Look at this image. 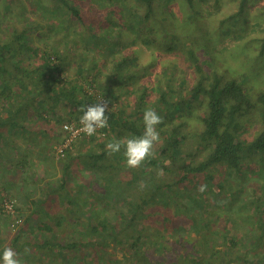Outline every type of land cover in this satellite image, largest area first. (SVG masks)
<instances>
[{
  "label": "trees",
  "instance_id": "1",
  "mask_svg": "<svg viewBox=\"0 0 264 264\" xmlns=\"http://www.w3.org/2000/svg\"><path fill=\"white\" fill-rule=\"evenodd\" d=\"M53 1L75 19L76 22L70 23L81 26L83 34L86 33L84 37L82 34L84 52L89 51L90 44L96 47L94 31L103 30L104 41L112 37L117 45L110 49L107 43H103L101 47L104 51L100 50V53L107 52L110 56V71L99 82L96 81L99 75H95L90 84L85 80L81 85L78 77L73 80L63 78L65 58L60 56L63 52L55 51L54 47L40 50L29 44L30 27L26 26L21 31L13 27L9 35L0 39V140L9 143L7 137L14 136L41 151L43 147L47 148L43 146V139L49 140L47 133L52 127H27L33 113L35 123L51 119V126L62 129L64 122H75L81 126L83 113L80 109L95 103L98 96L110 101L111 105L115 102L117 111H109L108 127L97 129L93 136L80 132L66 143L68 133L63 130L66 137L64 147L60 148L63 155L60 158V181L58 184L51 183L49 188L41 190L39 197L29 200V205L24 208L28 211L24 219L17 206L13 215L2 210L0 194V256L5 248L11 247L21 262H28L29 251L34 254L38 251L44 256V260L39 258V261L45 264H54L60 257H64L69 264H78L81 260L78 262L76 259L82 252L84 264H89L85 259L90 260L91 256H96L95 264H109V261H114L105 259L104 251L112 245L113 249L120 247L121 254L128 250V255L123 253L126 264H229L231 259L221 255L241 245L245 251L239 258L235 257L236 261L264 264V206L261 214L254 216L253 222H246L248 234H241L238 233V225L233 227L234 230L225 227L230 215L234 214L232 209L217 216L228 220L224 224L222 220L218 222L217 217L210 218L212 214L205 202L213 185L221 190L224 188L221 177L216 178L214 174L218 165L239 175L243 174L241 169L244 165L247 168L255 165L264 167V91L252 96L240 81L216 70H204L205 61L198 59L191 48L184 49L186 47L176 41L174 26L168 25V17L172 15L169 4L173 0H100L91 5L71 3L69 0ZM180 2L188 10L196 8L194 0ZM247 2L240 1L237 12L240 17ZM3 6L10 9L7 4ZM115 7L119 9V14L114 11ZM55 11L51 9L50 12L55 15ZM235 18L236 14L230 17ZM233 25L236 26H230L225 34L233 28L239 30L240 25L235 20ZM110 26L114 27V36L109 34ZM162 35L166 42L160 44L158 37ZM60 40L63 41L62 38ZM133 45L140 48L161 45L159 51L162 56H185L190 68L186 71V68L180 70L175 66H166L160 75L156 74L154 62L140 66L137 58L130 55L131 51L124 52ZM261 47L262 51L264 39ZM78 73L81 74V71ZM152 80L153 83H150ZM86 84L94 87L99 94L86 91L83 87ZM149 90L156 95L153 100H147ZM125 94H133L134 100L121 101L120 97ZM149 108L154 109L163 120L157 126L160 141L154 145V155L143 166L127 168L124 148L110 155L106 145L141 136L144 132L143 113ZM247 122L250 124H245ZM94 147H99L100 151L96 152ZM203 151L204 157L195 160L194 157ZM28 155L23 153L21 165L28 163ZM74 161H79L81 168L93 176L109 172L111 179L117 181L110 190H118L115 197L107 190L100 195L87 193L84 188L77 192L71 189V194L64 191L65 182L74 178L70 172ZM121 166H125L128 172L123 173ZM160 169L163 175H158ZM150 175L153 177L150 178ZM24 181L27 183L25 178ZM202 184L207 186L203 193L199 192ZM11 187L3 184L0 192L7 195ZM16 188L19 190L18 186ZM259 192L254 194L250 203L258 211V202L263 195ZM88 197L92 200L89 201ZM96 200L119 205H112L114 215L109 217ZM34 202L39 204L45 218L49 212L58 210L60 213L51 217L54 222H41L38 231L44 230L49 235L37 244L28 240L20 242L21 234L8 237V228L20 230L36 211L38 204L34 206ZM55 203H59L58 209L53 206L57 205ZM218 203L226 204L224 200H218ZM85 204L83 213L81 208ZM95 213L101 214L100 218ZM17 219H20L18 224L15 222ZM85 222L84 229L79 228ZM65 223L73 227L75 234L82 233L80 236L85 237L84 240H67L64 243L65 239L63 236L59 238L54 228ZM93 235L96 238H90ZM190 235L192 238L187 242ZM246 235L251 238L248 250ZM219 245L222 247L217 248ZM256 246L261 247L262 252L256 251L253 258H246ZM171 248L176 249L177 254L171 253Z\"/></svg>",
  "mask_w": 264,
  "mask_h": 264
},
{
  "label": "rangeland",
  "instance_id": "2",
  "mask_svg": "<svg viewBox=\"0 0 264 264\" xmlns=\"http://www.w3.org/2000/svg\"><path fill=\"white\" fill-rule=\"evenodd\" d=\"M96 1L100 0H69L71 3H86L89 5L94 4ZM240 1L241 0H216L215 2V0H194L196 8L191 11L182 6L180 0H173L169 4L171 6L170 10L172 15L170 16L171 18L168 17L169 19L167 22H169L168 25L170 27L174 26L176 30V32H174L176 41L180 43L181 46L186 47L184 49L191 48L196 53L198 59L205 61L204 70L209 72L216 70L217 72L225 73L227 77L240 81L247 93L253 96L264 91V49L261 51L262 41L264 39V0H245L248 2L243 8L242 17L237 14ZM53 2V0H0V39L9 35L13 31V27L21 31L22 28L28 26L30 27V45L40 50H50L51 47H54V49L56 48L55 51L61 50L63 52L62 54L60 53V56L65 58L63 61L64 70L61 74L63 78L73 80L74 77H78L80 84L83 85L85 80L90 84L92 83L90 80L95 77V75H99V77H96V81H101L104 76L109 73L111 68L110 56L107 52L100 53V50L104 51L101 46L103 43H107L109 48L112 49L117 44H115L113 39L111 40L112 37H108L106 39L107 42L104 41V33L101 35L103 30L98 29L94 31L96 34V47L90 44L89 51L84 52L83 43L85 40L82 38L86 33L83 34L81 26L75 25L76 23H70V21H76L70 17L69 12L65 8ZM3 4L9 5L10 9H6ZM57 6H59V9ZM51 9H56L55 15L50 12ZM114 11L118 14L120 13L119 9L116 7ZM122 11L123 10H121V12ZM234 14H236V18L230 19ZM99 16H101V14H99ZM233 20L240 25L239 30L233 28L230 33L225 34L226 29L230 26H236L233 25ZM109 34L112 36L115 35L114 27H109ZM60 38H62L63 41H61ZM58 40L61 41V43H59ZM158 42L160 44L166 42L165 37L163 35L158 37ZM160 46L161 45H155V47L140 48L133 45L128 48L129 50L124 49V52L131 51L132 54L130 55H134L137 58V64L140 66H146L148 63L152 64L154 62V71L159 75L161 74L162 68L166 66H175L180 70L186 68V71L190 68V64L185 59V56L179 54L162 56V52L159 51L161 50L159 49ZM115 50L119 52V49L115 48ZM180 62L184 63L181 65L179 64ZM79 66L82 69H80ZM79 71H81V74L78 73ZM144 83L148 82L144 81ZM150 83H153V80ZM83 87L86 91H93L95 94H99V91L92 86L90 87L86 84ZM147 93V100H153L156 96L155 93L150 90ZM133 97V94H125L122 95L120 99L121 101L134 100ZM95 102L97 101L95 100ZM109 107L111 111H117V104L115 106V102L112 103V105L109 104ZM34 115L35 113L28 119L27 127L31 129L34 128V125L36 128L49 129V127H52V131L49 130L47 133L48 141L43 139L42 136H38L41 140H45V145L43 144V146H47V148L43 147L41 151H38L32 145L20 142V140L14 136L7 137L9 143L0 140V187H2L3 184L12 186V190L7 195L16 200L17 207L20 208L19 214L23 219L28 214V211L24 208L29 205V200H34L39 197L41 190L49 188V186L52 185L51 183L58 184L60 181V173L62 171L60 158L63 157V155L59 152V149L64 147V138L66 137H64L65 132L63 131V124L66 122L62 124L61 129L60 126H51L53 123L51 119L49 121L38 120L35 123ZM47 122L50 123L47 124ZM245 124L248 125L250 123L247 122ZM196 141L198 142L197 139ZM86 148L87 144L85 143V149ZM94 150L99 152L100 148L94 147ZM24 152L29 154V161L23 166L20 162L22 161ZM204 153V151L198 153L196 157H194L195 160H200V158L204 157ZM120 165H123V163H120ZM126 167H122L123 173L128 172L124 169ZM241 170L244 172L242 175H239L238 173H231V170H227L221 165L215 167L214 174L216 178L221 177L220 181L224 185V188L221 190L217 188V185H213V188L210 189L212 192L210 191L211 193H209L208 191L206 195L208 198L205 202L208 204L209 211L212 214L210 218H215L219 216V214L232 209L234 214L230 215L228 218L229 221L223 220L221 216L217 217L216 220L218 222L222 220L221 222L224 224L228 221L229 223H227L225 227L231 229L238 225V228L240 227V232L237 231L238 233L248 234L246 222H253L256 215H258V213L261 214L260 210L264 206V167L262 165H255L254 167L247 168L246 165H244ZM251 170H254L255 173ZM70 172L73 174L74 178L68 179L65 182L64 190L67 192L70 191V194L71 189L77 192V190L83 188L87 193L93 192L99 195L100 192L102 193L104 190H107L108 193L111 192L113 197H115V193L118 192L117 189V191H110L111 186L117 181L115 178L111 179L109 172L98 173L96 176H93L86 173L87 171L81 168L79 161H74L72 163ZM21 177H25L27 183L25 181L21 182ZM128 177L129 175L127 178ZM151 177L153 176L150 175V178ZM19 182L21 183L19 184ZM77 184H81V188ZM17 186L19 190L16 188ZM14 188H16V190H14ZM259 191H261V193L263 192V195L260 196L261 200L258 202L260 205L258 211L257 208L250 203L255 197L254 194ZM20 192H22V194ZM201 197H203V195ZM88 200L91 201L92 199L88 197ZM93 200L95 201V199ZM218 200H224L226 204H219ZM96 203L103 207L102 211L109 217L114 215V208L112 205H119L113 202L112 204L108 202L103 203L99 200H96ZM37 204L38 203L35 202L33 203L34 206ZM55 204L57 205H52L58 209L59 203ZM64 205L66 206V204ZM85 206L86 204L81 208L83 209V213H85L84 210H86L84 208ZM36 208V211L31 214L28 221L23 224V227H20V230L18 228H8L7 236L14 237L21 234L19 239L20 242L25 243V241L28 240L27 242H33L34 244L40 243L44 237H47L49 233L44 230L38 231L41 222H45L46 220L50 223L51 221L54 222L51 220V217L54 216L55 213H60L58 210L52 211L49 212L50 216L48 215L45 218L43 211L40 210L39 204ZM95 215L97 218L101 216L99 213H95ZM242 222H244V224ZM86 224L85 222V224L80 225L79 228L84 229ZM54 229L57 231L59 238L63 236L65 239V241H63L64 243H66L67 240H73L75 242L79 240L83 241L85 238L80 236L82 233L75 234L73 227L66 223L63 224L62 227H56ZM241 234L238 235L239 238H241ZM90 238L96 237L93 235L90 236ZM191 238L192 236L190 235L187 242H189ZM250 239V236L246 235L247 243L250 242ZM32 247L34 250H37L35 246ZM221 247L222 245L217 246V248ZM119 248L120 247H117L115 250L112 245H110V247L104 251L105 259L114 261V263L109 261V264L127 263V259H124V254L128 255V250H124L121 254L119 253ZM249 248H251V245L248 243L247 250ZM24 249L26 250L27 247ZM243 251H245V248L238 245V248H230L226 253H220L219 255L222 254V257L231 259L229 264H247L246 262L235 260V257L239 258ZM256 251L261 253L262 248L256 246L254 251L251 249L246 258H253V253L255 254ZM46 252L49 254L48 250ZM171 253L177 254L176 249L171 248ZM95 257L96 256H91L90 260H85L89 261V264H95ZM39 258L44 260V256H42L40 252L36 251L34 254L33 251H29V260L27 259V263L45 264L43 261H39ZM153 258L155 261V255ZM79 260L81 261L79 262ZM76 261L79 262L78 264L85 263L82 252ZM69 263L66 262L64 257H60V259L58 258L54 261V264Z\"/></svg>",
  "mask_w": 264,
  "mask_h": 264
},
{
  "label": "clouds",
  "instance_id": "3",
  "mask_svg": "<svg viewBox=\"0 0 264 264\" xmlns=\"http://www.w3.org/2000/svg\"><path fill=\"white\" fill-rule=\"evenodd\" d=\"M110 101L102 98L95 103L84 105L80 111L83 115L80 117L81 131L88 136H93L97 129L108 127L110 111ZM144 132L139 137L127 138L125 141L110 142L106 145L109 154H116L124 148L126 157V166L128 168H140L149 158L154 155L153 148L160 141V135L157 126L163 123L162 118L154 109H147L143 113ZM158 175H163V170L158 171ZM207 190L206 185H201L199 192ZM18 254L11 247L3 250L0 261L2 264H21L17 258Z\"/></svg>",
  "mask_w": 264,
  "mask_h": 264
},
{
  "label": "built area",
  "instance_id": "4",
  "mask_svg": "<svg viewBox=\"0 0 264 264\" xmlns=\"http://www.w3.org/2000/svg\"><path fill=\"white\" fill-rule=\"evenodd\" d=\"M102 99V97L98 96L97 101ZM82 125L78 126L75 123H66L63 125V130L66 131L68 133V138H66V143L71 139V137L75 136L76 134L83 132L81 131ZM84 133V132H83ZM61 151V149H59V152ZM1 196H2V201H1V208L2 210H4L6 213L13 215L16 213V206H17V202L15 199L9 197L8 195H6L3 191L0 192ZM16 224H18L20 222V219H17ZM21 264H30L27 262H21Z\"/></svg>",
  "mask_w": 264,
  "mask_h": 264
},
{
  "label": "crops",
  "instance_id": "5",
  "mask_svg": "<svg viewBox=\"0 0 264 264\" xmlns=\"http://www.w3.org/2000/svg\"><path fill=\"white\" fill-rule=\"evenodd\" d=\"M24 178H25V177H21L20 181L22 182ZM21 182H19V184H20ZM21 188H22V187H21ZM22 189H23V188H22ZM14 190H16V188H14ZM27 197H28V196H27ZM28 199H29V198H28ZM24 200H27V199H24Z\"/></svg>",
  "mask_w": 264,
  "mask_h": 264
}]
</instances>
